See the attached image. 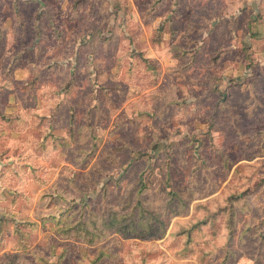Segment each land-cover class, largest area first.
I'll use <instances>...</instances> for the list:
<instances>
[{"label": "rangeland", "instance_id": "1", "mask_svg": "<svg viewBox=\"0 0 264 264\" xmlns=\"http://www.w3.org/2000/svg\"><path fill=\"white\" fill-rule=\"evenodd\" d=\"M221 1L0 0V264H264V0Z\"/></svg>", "mask_w": 264, "mask_h": 264}, {"label": "crops", "instance_id": "2", "mask_svg": "<svg viewBox=\"0 0 264 264\" xmlns=\"http://www.w3.org/2000/svg\"><path fill=\"white\" fill-rule=\"evenodd\" d=\"M255 1H257V0H255ZM35 2L42 4L41 0H35ZM241 2H242V0H231V1L222 0L220 3L221 4L220 9L221 10L231 9V10H233L232 11L233 14H236V12L238 14V12H239L238 9L240 8V6L242 4ZM248 2H250V3H248ZM246 3L250 4L252 6V7H250V9L254 8V5H255L254 0H247ZM250 9H249V12H250ZM263 29H264V23H261V21H260V23H256L255 27H253V32L263 33L264 32V31H262ZM10 120H11V122L0 121V123H1L0 124V172H1V174H4L5 172H7V175L9 178L13 177V175L17 174L16 172H18V171H15L13 169V167L17 168L16 163L18 160V158L15 157L14 149H12L11 152H9V153H8V151L3 152L1 150L2 144L3 143L8 144V141H10V139L8 140L7 137L10 134L12 135L13 132L11 131V129L15 128L14 126H16V125H13V117ZM27 133H28V131H27ZM3 161H5V162L7 161L9 163L4 164ZM4 167H6V168H4ZM1 184H2V182L0 183V186H1ZM3 206H5V204L0 203V208H4ZM5 216L8 217V215H5ZM8 250L9 249L3 248V250H1L2 251L1 254H4Z\"/></svg>", "mask_w": 264, "mask_h": 264}]
</instances>
